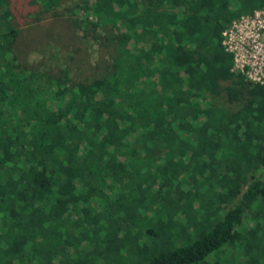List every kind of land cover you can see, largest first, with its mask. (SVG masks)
Listing matches in <instances>:
<instances>
[{
  "label": "trees",
  "instance_id": "16d2710c",
  "mask_svg": "<svg viewBox=\"0 0 264 264\" xmlns=\"http://www.w3.org/2000/svg\"><path fill=\"white\" fill-rule=\"evenodd\" d=\"M62 1L0 0V264H83L58 235L71 223L79 241L102 234V264H222L232 249L228 264H264V84L232 71L221 35L264 0L48 14ZM19 12L48 14L43 40L60 51H74L70 29L89 36L101 60L27 66Z\"/></svg>",
  "mask_w": 264,
  "mask_h": 264
},
{
  "label": "rangeland",
  "instance_id": "374dc122",
  "mask_svg": "<svg viewBox=\"0 0 264 264\" xmlns=\"http://www.w3.org/2000/svg\"><path fill=\"white\" fill-rule=\"evenodd\" d=\"M74 0H64L61 3V6H58L56 9H53L50 11V15L60 14L64 13L66 9L65 7L69 6L71 2ZM48 14H41L39 21L33 22L30 19V14H24L23 12H19L15 17H13V23L18 27L19 29V37L18 41L16 43V50L18 52V55L20 57V60L25 63L27 66L32 68H45V67H56L61 66L62 64H66L70 55L72 54L74 58L79 59L81 64L83 65V69L88 71L87 63L94 64L98 60H101L99 56L101 57L104 54V49L102 47H99L94 42H91L89 36L80 38L79 32L74 28L70 29L72 38H73V49L71 50H64L60 51L58 48L53 47L52 45H48L44 43V38L42 35L46 33L48 30V23L52 20L51 17L47 16ZM71 48V47H70ZM15 50V49H14ZM75 50L79 52L78 55L75 54ZM71 55V57H72ZM72 62V61H71ZM73 63V62H72ZM89 71H92L89 68ZM143 211L139 210V214H141ZM136 219V217H135ZM134 221V218L132 219ZM130 220V222H133ZM136 221V220H135ZM250 225V224H249ZM77 224L73 225L66 224L65 229L59 228L57 231L58 235H63V238H66L68 241H70L65 248V251L71 255V257H76L75 248H78L82 253L78 254V257L76 259L78 262L83 264H102L103 258L100 256V253L102 251V247L104 244L100 241V238L102 236L101 233H99V237L96 236L94 241L88 240V236L91 234L90 231L83 233V240L80 239V241L77 239V231H79V228L76 227ZM140 233V240L139 241H149L150 238L147 237L148 234H144L145 229H141ZM58 237V236H57ZM62 238V239H63ZM64 240V239H63ZM233 250V249H232ZM230 250L228 252H225L221 255V263L222 264H228L227 261H224V257L228 258L230 256L233 260L236 261V257L239 256V253L237 249ZM215 254L211 253L209 254L205 259L208 260V263L214 262L215 260ZM118 257H121L118 255ZM127 264L130 262H135L136 259L133 257H130L129 260L126 259V257H121ZM125 258V259H124ZM242 260V258H238V260ZM36 260V259H35ZM87 260V261H86ZM122 262V261H121ZM61 258L54 256L53 261L51 264H61ZM31 264H39L38 260L34 261ZM120 264V263H117ZM205 264V263H204Z\"/></svg>",
  "mask_w": 264,
  "mask_h": 264
},
{
  "label": "built area",
  "instance_id": "2783aa9c",
  "mask_svg": "<svg viewBox=\"0 0 264 264\" xmlns=\"http://www.w3.org/2000/svg\"><path fill=\"white\" fill-rule=\"evenodd\" d=\"M222 44L232 54V71L264 84V9L256 8L232 20L221 32Z\"/></svg>",
  "mask_w": 264,
  "mask_h": 264
}]
</instances>
